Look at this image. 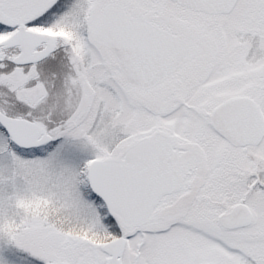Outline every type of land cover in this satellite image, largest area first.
Listing matches in <instances>:
<instances>
[{"label":"snow or ice","instance_id":"1","mask_svg":"<svg viewBox=\"0 0 264 264\" xmlns=\"http://www.w3.org/2000/svg\"><path fill=\"white\" fill-rule=\"evenodd\" d=\"M0 264H264V0H0Z\"/></svg>","mask_w":264,"mask_h":264}]
</instances>
